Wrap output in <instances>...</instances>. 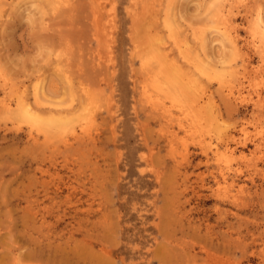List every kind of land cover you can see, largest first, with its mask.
Masks as SVG:
<instances>
[{"label":"rangeland","instance_id":"1","mask_svg":"<svg viewBox=\"0 0 264 264\" xmlns=\"http://www.w3.org/2000/svg\"><path fill=\"white\" fill-rule=\"evenodd\" d=\"M0 264H264V0H0Z\"/></svg>","mask_w":264,"mask_h":264},{"label":"bare ground","instance_id":"2","mask_svg":"<svg viewBox=\"0 0 264 264\" xmlns=\"http://www.w3.org/2000/svg\"><path fill=\"white\" fill-rule=\"evenodd\" d=\"M62 1V0H61ZM232 2V1H231ZM229 3V2H228ZM56 5V4H55ZM222 10V9H221ZM171 15H172V13H171ZM259 15V14H258ZM261 17V16H260ZM172 20V19H171ZM209 20H211V19H209ZM255 20H257V19H255ZM224 21V20H223ZM174 22V21H173ZM213 22V21H212ZM165 23H167L166 21H165ZM169 24V23H168ZM181 24V23H180ZM177 27H178V25H177ZM227 26L225 25V24H223L221 27H218V30H222V31H224L225 32V30L227 29L226 28ZM230 27V26H229ZM262 26H260L259 24H255L254 26H253V31H252V33H251V43L252 44H255V46H257L258 44L257 43H259L258 41H260V40H258L257 39V35H256V32H258V31H260V29H262L261 28ZM102 28V27H101ZM173 28V27H172ZM179 28V27H178ZM104 29V28H103ZM169 29V28H168ZM177 29V28H176ZM184 30V29H183ZM235 30V29H234ZM233 30V31H234ZM104 31V30H103ZM106 32V31H105ZM177 32V31H176ZM104 33V32H103ZM173 33V32H172ZM180 33H181V31H180ZM233 33V32H232ZM180 35V34H179ZM233 35V34H232ZM106 37L108 36L107 34L105 35ZM213 36V35H212ZM190 37V36H189ZM192 37V36H191ZM203 37V36H202ZM96 38H98V36L96 37ZM99 38H100V36H99ZM176 38V37H175ZM193 38V37H192ZM211 38V37H210ZM213 39H215V38H213ZM234 39H235V37H234ZM97 40V39H96ZM99 40V39H98ZM104 40H106L105 39V37H104V39H103V42H104ZM191 40V38L188 40H185V41H181V44L179 43H177V42H173V44H175L176 45V49H177V53L182 57V58H185L186 60L187 59H195V61L197 62V65H198V68L200 67L201 69H199L200 71H201V73L204 71V65L202 64V63H205V56H201V54H202V52H201V54H200V52H198V50H196V48H198L199 49V47H202L203 48V46H202V42H203V40L204 39H200V41H199V47L197 46L198 44V42L197 41H195V43L197 44V45H195V43L193 42L194 41V39L193 40H191V42H189ZM107 41V40H106ZM106 41H105V44H104V46L103 47H105V46H107V44H106ZM237 41V40H236ZM100 42V41H99ZM108 42V41H107ZM171 42V41H170ZM261 43V42H260ZM147 45V44H146ZM150 45V44H149ZM152 45V44H151ZM238 45V44H237ZM168 46V45H167ZM259 46V45H258ZM229 47H230V45H229ZM109 48V47H108ZM107 48V49H108ZM174 48V47H173ZM104 49H106V48H104ZM106 49V50H107ZM202 50V49H201ZM242 50V49H241ZM199 51H200V49H199ZM172 52V51H171ZM172 54V53H171ZM175 55V54H174ZM168 56V54H166V56H164V57H162L164 60L166 59V57ZM172 57V56H171ZM157 58L159 59L160 58V56H157ZM161 58V59H162ZM173 58V57H172ZM226 59H227V57H226ZM173 60H176V59H174L173 58ZM173 60H170V61H172L173 63H176V61H173ZM184 60V59H183ZM209 60V59H208ZM152 61V60H151ZM158 62V61H157ZM191 62V61H190ZM190 64V63H189ZM188 64V65H189ZM195 64V63H194ZM152 65V64H151ZM164 65V64H163ZM101 66V65H100ZM144 66V65H143ZM154 66V65H153ZM220 66V65H219ZM148 68H149V66H147ZM147 67H144V68H147ZM155 67V66H154ZM166 67V66H165ZM208 67H209V65H208ZM203 69V70H202ZM166 71V70H165ZM207 71V70H206ZM151 72V71H150ZM212 72V71H211ZM219 72V71H218ZM200 73V72H199ZM198 74V73H197ZM204 74V73H203ZM205 75V74H204ZM227 75V74H226ZM154 76V75H153ZM198 76V75H197ZM253 80V79H252ZM234 81H235V79H234ZM240 81V80H239ZM152 82V81H151ZM43 84V83H42ZM45 84V83H44ZM243 84V83H242ZM41 85V84H40ZM237 85V84H236ZM232 86L231 85H229L228 86V93L230 94V95H233V97L234 98H241V97H243V91H241L240 89H237L236 91H234L232 88H231ZM241 87V86H240ZM39 86L37 85V84H35L34 85V88H33V90H34V96L36 95L37 96V92L39 91ZM43 88V87H42ZM44 89V88H43ZM227 89V88H226ZM41 90V89H40ZM205 91V90H204ZM256 91V90H255ZM40 92V91H39ZM206 92V91H205ZM202 93V92H201ZM204 93V92H203ZM227 93V94H228ZM246 95V94H245ZM23 96V95H22ZM200 97V96H199ZM232 97V98H233ZM245 97V96H244ZM202 98H204V96L202 97ZM252 98V97H251ZM37 99V98H36ZM206 99V98H205ZM236 99V100H237ZM245 99V98H244ZM28 100V99H27ZM25 101V100H23L22 101V104H23V110L21 111V113H20V115L19 116H21V117H23V119L25 120V121H27V122H30L31 124H35V123H37L38 121L37 120H35L34 118H33V113H34V111L36 110V108L29 102V101ZM20 101V100H19ZM238 101H239V99H238ZM200 102V101H199ZM20 103V102H19ZM33 103V102H32ZM156 103V102H155ZM198 103V102H197ZM151 104V103H150ZM255 104V103H254ZM21 105V104H20ZM35 105V104H34ZM256 105V104H255ZM202 106H203V104H202ZM154 107V106H153ZM153 107H151V108H153ZM163 107V106H162ZM175 107V106H174ZM204 108V107H203ZM167 110V109H166ZM49 111V110H48ZM164 112H166V111H164ZM35 113H36V111H35ZM214 113V112H213ZM166 114V113H165ZM174 114V113H173ZM169 115V114H168ZM197 116V115H196ZM217 118V117H216ZM219 119V118H218ZM48 120V119H47ZM45 122V121H44ZM80 126V125H79ZM50 127V126H49ZM247 128V127H246ZM245 128V129H246ZM78 129H80V127L78 128ZM83 129H84V126H83ZM241 130H243V129H241ZM201 132V131H200ZM203 132V131H202ZM201 132V133H202ZM207 132V131H206ZM229 132H231V131H229ZM241 132V131H240ZM245 132V131H244ZM204 133V132H203ZM208 133V132H207ZM213 133V132H212ZM232 134V133H231ZM256 134V133H255ZM203 135V134H202ZM242 135V134H241ZM203 136H205V135H203ZM220 137V136H219ZM231 137V136H230ZM236 137V136H235ZM247 137V136H246ZM200 138H201V136H200ZM220 138H222V137H220ZM234 138V137H233ZM33 139V138H32ZM218 139V138H217ZM237 139V138H236ZM235 139V140H236ZM234 139H233V141H235ZM238 140H239V138H238ZM219 141V140H218ZM240 141V140H239ZM200 142H201V140H200ZM209 142H211L210 140H209ZM227 142V141H226ZM232 142V141H231ZM237 143V142H236ZM228 144V143H227ZM215 145V144H214ZM232 145V144H231ZM212 146V145H211ZM210 146V147H211ZM216 147V146H215ZM231 147V146H230ZM228 145H225L224 146V150H225V152H232L233 150L230 148ZM220 148V147H219ZM218 150V148H216V151ZM254 152V151H253ZM221 153V152H220ZM255 153V152H254ZM222 155V154H221ZM231 155H233L232 153H231ZM213 156V155H212ZM215 156V155H214ZM234 156V155H233ZM248 156V155H247ZM253 156V155H252ZM217 157H215V159H216ZM225 168H226V166H225ZM221 175H222V179L225 181V179H226V176H225V172L223 171V169H221ZM227 181V180H226ZM231 181V180H230ZM232 183V182H231ZM222 184V183H221ZM230 185V184H229ZM226 187H228V186H226ZM229 187H231V186H229ZM235 187V186H234ZM220 188V187H219ZM225 189H227V188H225ZM227 190H229V189H227ZM230 194V193H229ZM219 195H223V194H218V196ZM236 195H237V193H236ZM224 196V195H223ZM222 196V197H223ZM230 196H232V195H230ZM236 197V196H235ZM234 198V197H233ZM169 259V258H168Z\"/></svg>","mask_w":264,"mask_h":264}]
</instances>
